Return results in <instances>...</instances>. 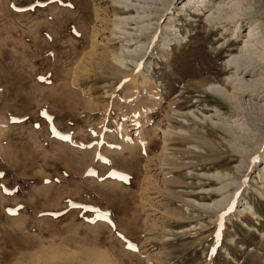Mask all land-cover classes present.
Returning <instances> with one entry per match:
<instances>
[{
  "label": "rangeland",
  "instance_id": "374dc122",
  "mask_svg": "<svg viewBox=\"0 0 264 264\" xmlns=\"http://www.w3.org/2000/svg\"><path fill=\"white\" fill-rule=\"evenodd\" d=\"M123 1L133 11L113 0H0V264H264V164L236 173L245 159L211 122V102H222L211 88L232 79L223 70L248 24L208 36L195 9L177 14L186 0L162 17L165 0ZM196 62L211 68L199 88ZM231 110L214 120L227 124ZM168 126L179 134L164 135ZM217 162L244 183L239 201L257 218L235 206L220 226L221 210L198 206L219 199L207 193Z\"/></svg>",
  "mask_w": 264,
  "mask_h": 264
},
{
  "label": "bare ground",
  "instance_id": "6f19581e",
  "mask_svg": "<svg viewBox=\"0 0 264 264\" xmlns=\"http://www.w3.org/2000/svg\"><path fill=\"white\" fill-rule=\"evenodd\" d=\"M173 1L174 0H165L167 4H164L165 8L162 10V12L159 11V17H162L164 15V11L170 10L171 6L174 5L178 0L174 3ZM113 3L119 6L117 7V10L120 13H130V11H133L134 9V7L130 6V4H126L123 0H113ZM227 3L230 5L226 6L225 4ZM124 7H127L126 11L123 10ZM187 7H191L190 9H195L197 13H199L207 20L210 28L208 36L214 34L216 31H222L225 27L229 28V25H232L233 27V30L231 32H236L237 36L238 31H240L241 29V26L243 27V25L245 26L246 24H248V32L243 35L245 40L242 46L236 52L234 56L235 58L228 60V67L223 70V72L229 73L230 70L233 69L231 73H229L232 76V79L227 78L226 80L217 81L216 83L218 84V86H214L211 88L212 91L220 95L222 99V102L218 100L211 102V105L214 106L215 111L218 112L217 115H214L216 117L211 118V122L215 127H220V129L223 131L224 138L228 141L229 146L234 151V154L232 156H234V158H238L239 160L242 158L245 159L243 161V165H237L236 169V173H241V176L245 177L254 165L260 166L264 164V6H262L261 0H186L179 7V9L177 8V14L179 12H185ZM135 9L138 13V16H136V18H133L135 23L145 21V19L141 21L139 20V18H145L146 16L140 14L142 10H139L140 8ZM251 11L254 12L253 16L249 15ZM166 13H169V11H167ZM128 17L126 18L125 16V18L121 17V19L119 20L116 19L119 22H114V25H118L117 23H129ZM169 22L170 21H168L165 26L166 29L171 30V27L173 28V26H170L171 24H169ZM174 28L177 27L175 26ZM121 30L124 31L123 28H121ZM112 33L113 30L111 31V34ZM223 37L224 36L222 35L220 38ZM130 39H134V37H127L125 38V41ZM127 48L128 47H126V49ZM117 53L118 51L115 52L116 55ZM87 54H89V52ZM92 56L90 57V59H93ZM214 57L218 59L220 58L219 51ZM104 59L105 58H101V60ZM116 62V64L118 65L123 64V61L120 58L119 60L117 59ZM196 63L198 64V67L195 69L194 76L192 75L194 78H200L202 74H205L207 71H209V69L211 70V68H209L208 66H202L200 62ZM123 78H127L128 81L132 83V85L138 84L136 75L126 73L123 75ZM202 78H200L199 80H195V88H199L203 83L209 82L207 81V77ZM143 81L144 83L149 82V80L146 78H144ZM147 94L150 95L151 92ZM133 95L131 94V96ZM226 104H228V106L232 108V110L230 112L227 111V113H230V115H228V117L226 118L227 124H222V122H218V120L215 121L214 118H217L219 120L223 119L225 115L223 111L228 107ZM175 106V104L171 102L169 103V108L165 113L168 118H171L173 116L172 112L176 111ZM139 124L140 121L136 119L135 125L137 126ZM175 128L176 127L174 126H168L167 129L163 130V134L170 136L179 134L177 132H174ZM187 139L188 138L184 139L183 137V140ZM137 141L134 140L131 143L130 147H128L132 148L133 145L135 146ZM222 163L223 162H217L216 164H214L216 168L215 172L212 174V177L216 179L217 182L216 184L212 185L213 188L211 190H208V192L207 189L201 188L208 194H216L219 199H215L212 203L198 202V206L206 209L212 207L221 210L219 213L220 217L218 219V224L220 226L223 225V214L226 211L234 209L235 206L239 207V209H237V214H239L240 217H243L245 216V214H247L251 217L257 218V212L248 199H246L244 202L239 201V193L241 190H243L244 183L238 182L239 179H237L234 172L227 169H222ZM163 164H166L165 160ZM259 170H262V176L264 179V166ZM257 175H259L258 177L261 178L259 172ZM167 181L169 180L166 175H164L163 187L166 186L165 183ZM233 186H236V189H233L234 191L231 190ZM209 196L212 197L211 195ZM170 216L172 217V215ZM242 223L244 224V221ZM256 223H258L257 219ZM244 226H246V224H244ZM263 242L264 239H262V241L260 240L255 247L260 250L263 246ZM97 254L99 253H96L95 255ZM96 260L105 262V259L102 255H100ZM244 264H248V262L245 261Z\"/></svg>",
  "mask_w": 264,
  "mask_h": 264
},
{
  "label": "snow or ice",
  "instance_id": "6c2138e0",
  "mask_svg": "<svg viewBox=\"0 0 264 264\" xmlns=\"http://www.w3.org/2000/svg\"><path fill=\"white\" fill-rule=\"evenodd\" d=\"M40 79H43V77H39ZM0 187H2V186H0ZM6 190V189H5ZM7 191V190H6ZM129 247H132V245H129Z\"/></svg>",
  "mask_w": 264,
  "mask_h": 264
}]
</instances>
